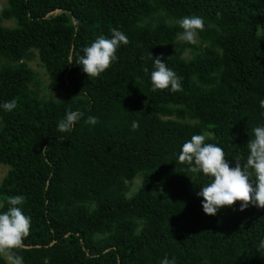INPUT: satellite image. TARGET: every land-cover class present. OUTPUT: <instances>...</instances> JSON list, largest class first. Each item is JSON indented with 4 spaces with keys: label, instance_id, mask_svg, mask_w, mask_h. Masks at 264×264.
Here are the masks:
<instances>
[{
    "label": "trees",
    "instance_id": "obj_1",
    "mask_svg": "<svg viewBox=\"0 0 264 264\" xmlns=\"http://www.w3.org/2000/svg\"><path fill=\"white\" fill-rule=\"evenodd\" d=\"M191 15L205 20L195 44L177 39ZM112 29L129 42L89 78L82 49ZM150 53L182 78L180 91L152 90ZM261 99L264 0H7L0 103L17 107L0 110V164L9 167L0 211L21 195L31 217L13 254L23 264H264V209L241 212L237 202L206 215L197 196L206 178L177 159L193 134L209 133L232 166L246 162L251 130L264 124ZM67 110L84 118L61 133ZM6 256L0 264H11Z\"/></svg>",
    "mask_w": 264,
    "mask_h": 264
},
{
    "label": "clouds",
    "instance_id": "obj_2",
    "mask_svg": "<svg viewBox=\"0 0 264 264\" xmlns=\"http://www.w3.org/2000/svg\"><path fill=\"white\" fill-rule=\"evenodd\" d=\"M178 23L182 31L177 34V39L189 44H195L199 32L205 28V20L196 15L185 16ZM128 42L124 32L112 29L109 36L99 35L89 46L84 47L78 63L89 78L99 77L118 59V49ZM150 81L153 91L177 92L182 89V78L160 57H153ZM259 104L264 109V99ZM16 107L15 100L0 103V110L5 112H12ZM83 118V112L67 110L58 121L57 129L61 133L71 132ZM84 122L94 127L99 123V118L89 115ZM137 127L138 124L134 122L133 130ZM209 139V133L193 134L181 145L177 157L185 166V173L206 178L197 192L198 198H202L203 212L208 216H216L221 210L231 208L237 202H240L241 212L250 205L264 209V124L251 130L246 147V162L242 163L237 158L235 166L231 165L220 146L207 142ZM6 203L7 209L0 211V252L10 257L11 264H23V258L13 253L15 249L23 247V241L31 230V217L24 213L23 196H9ZM2 207L0 204V208ZM260 247L264 248V241H261ZM160 264L177 262L175 258L165 256Z\"/></svg>",
    "mask_w": 264,
    "mask_h": 264
},
{
    "label": "rangeland",
    "instance_id": "obj_3",
    "mask_svg": "<svg viewBox=\"0 0 264 264\" xmlns=\"http://www.w3.org/2000/svg\"><path fill=\"white\" fill-rule=\"evenodd\" d=\"M6 5H7V0H0V14L2 10L6 7ZM5 25L13 26L10 21H7V22L5 21ZM31 65L33 69L39 74L40 78L44 81L45 85L48 88H50L48 92L51 94V96L57 100L61 99L62 93L51 87L50 78L47 75L46 70L41 67L40 61L34 60L31 62ZM8 171H9V167L7 165L0 164V183L4 179V177L7 175ZM6 257H7L8 262L11 263L10 257L9 256H6Z\"/></svg>",
    "mask_w": 264,
    "mask_h": 264
}]
</instances>
